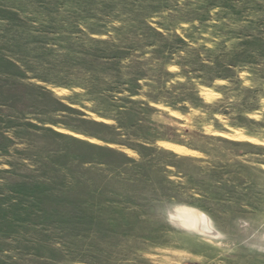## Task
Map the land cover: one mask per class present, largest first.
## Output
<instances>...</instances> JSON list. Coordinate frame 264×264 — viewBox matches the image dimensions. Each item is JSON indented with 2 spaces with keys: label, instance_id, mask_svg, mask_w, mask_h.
I'll return each instance as SVG.
<instances>
[{
  "label": "rangeland",
  "instance_id": "1",
  "mask_svg": "<svg viewBox=\"0 0 264 264\" xmlns=\"http://www.w3.org/2000/svg\"><path fill=\"white\" fill-rule=\"evenodd\" d=\"M0 264H264V0H0Z\"/></svg>",
  "mask_w": 264,
  "mask_h": 264
},
{
  "label": "bare ground",
  "instance_id": "2",
  "mask_svg": "<svg viewBox=\"0 0 264 264\" xmlns=\"http://www.w3.org/2000/svg\"><path fill=\"white\" fill-rule=\"evenodd\" d=\"M167 145H169L173 148H176L178 150H182V151H188L189 150L188 148H186L182 145H178V144H174V143H167ZM199 227L201 228V230H203L206 233H214L212 227L209 226L208 223H206L205 221L200 222Z\"/></svg>",
  "mask_w": 264,
  "mask_h": 264
}]
</instances>
